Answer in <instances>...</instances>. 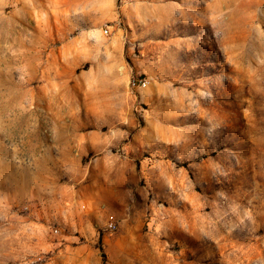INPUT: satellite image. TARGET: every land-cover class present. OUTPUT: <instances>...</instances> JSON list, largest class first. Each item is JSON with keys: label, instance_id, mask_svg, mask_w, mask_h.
<instances>
[{"label": "rangeland", "instance_id": "374dc122", "mask_svg": "<svg viewBox=\"0 0 264 264\" xmlns=\"http://www.w3.org/2000/svg\"><path fill=\"white\" fill-rule=\"evenodd\" d=\"M88 262L264 264V0H0V264Z\"/></svg>", "mask_w": 264, "mask_h": 264}, {"label": "crops", "instance_id": "0c3cea01", "mask_svg": "<svg viewBox=\"0 0 264 264\" xmlns=\"http://www.w3.org/2000/svg\"><path fill=\"white\" fill-rule=\"evenodd\" d=\"M52 191L48 197H45L43 202L37 201L36 204H38L37 210H43V208H46L49 213L54 214L56 209L58 210L59 207L63 208L64 204L66 202V196L63 195V191L61 188H50ZM78 191H73V189L70 187V235L71 237L78 238V230L80 229V219L85 218L83 214H81L78 210V205L75 200V193ZM79 194V193H78ZM80 195V194H79ZM79 198V197H78ZM64 215V213H62ZM36 218V215H34ZM72 241V240H71ZM72 248H78L80 246H71Z\"/></svg>", "mask_w": 264, "mask_h": 264}, {"label": "built area", "instance_id": "2783aa9c", "mask_svg": "<svg viewBox=\"0 0 264 264\" xmlns=\"http://www.w3.org/2000/svg\"><path fill=\"white\" fill-rule=\"evenodd\" d=\"M136 82H141L140 79H132V84L135 85ZM145 85V83H143ZM117 226V219L115 218L114 215H109L105 221V224L103 226V234L102 236H104L107 233H111L116 229ZM50 232L54 235H56L58 233V229L57 228H51ZM86 264H91L90 262L86 263Z\"/></svg>", "mask_w": 264, "mask_h": 264}]
</instances>
